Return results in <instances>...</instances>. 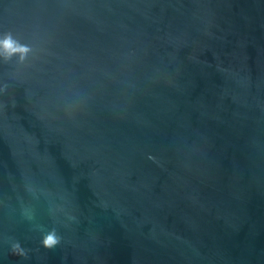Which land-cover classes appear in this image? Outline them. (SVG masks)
Wrapping results in <instances>:
<instances>
[{"label":"water","instance_id":"95a60500","mask_svg":"<svg viewBox=\"0 0 264 264\" xmlns=\"http://www.w3.org/2000/svg\"><path fill=\"white\" fill-rule=\"evenodd\" d=\"M7 33L0 264H264V0H0Z\"/></svg>","mask_w":264,"mask_h":264},{"label":"clouds","instance_id":"9594fccd","mask_svg":"<svg viewBox=\"0 0 264 264\" xmlns=\"http://www.w3.org/2000/svg\"><path fill=\"white\" fill-rule=\"evenodd\" d=\"M0 49H2L0 55H2L5 60H10L13 56L19 55L20 60L23 61L31 51L29 46L21 44L19 41L14 39L11 33H7L2 39H0ZM149 158L154 159L151 156ZM59 243L60 237L57 235L55 229H52L44 234L42 239L43 247L53 249ZM13 252L18 255H25V252L19 242L13 244Z\"/></svg>","mask_w":264,"mask_h":264}]
</instances>
